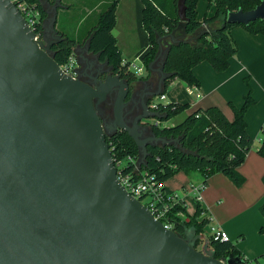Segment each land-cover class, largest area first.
I'll return each mask as SVG.
<instances>
[{
  "label": "water",
  "instance_id": "water-1",
  "mask_svg": "<svg viewBox=\"0 0 264 264\" xmlns=\"http://www.w3.org/2000/svg\"><path fill=\"white\" fill-rule=\"evenodd\" d=\"M45 2L53 11L48 28L62 40L56 29L61 0ZM186 9V1L178 0L183 35L172 34L173 43L188 40ZM258 19L264 20V0L227 16L235 24ZM54 43L38 37L16 3L0 0V264L243 263L238 256L219 259L195 248L119 178L107 142L118 130L140 147L139 167L149 145L180 143L158 136L147 122L163 117L149 104L164 93L169 75L164 61L153 66L161 47L148 67L160 77L129 123L136 104L134 94L127 97L135 82L112 67L94 86L72 77L54 58ZM112 93L113 119L107 120L97 106Z\"/></svg>",
  "mask_w": 264,
  "mask_h": 264
},
{
  "label": "trees",
  "instance_id": "trees-1",
  "mask_svg": "<svg viewBox=\"0 0 264 264\" xmlns=\"http://www.w3.org/2000/svg\"><path fill=\"white\" fill-rule=\"evenodd\" d=\"M33 8L40 12V21L35 29L42 38L44 20L47 10L41 0H26ZM53 3L55 0H49ZM186 1V33L187 39L179 43H170L166 50L163 62L164 71L169 74L165 81V90L172 80L179 78L189 85H199V79L194 72L195 66L203 61H209L217 72L227 70L230 60L239 52V45L235 40L232 29L238 25L243 26L252 34L264 35V20L258 19L249 24H235L227 21L228 13L243 9L251 10L263 0H208L210 6L215 7L211 16L199 19L197 16V3L199 0ZM119 0L112 1L108 8L99 15L98 22L91 32L90 51L100 53L101 60H108L115 72L126 78L129 82L142 79L123 66V55L117 45V40L112 33L117 23V6ZM137 26L142 41V48L136 56H140L150 76L149 64L159 52V39L176 33L182 28L183 22L178 13V0H137ZM183 29V28H182ZM197 36L193 42L190 38ZM88 36V37H90ZM79 40L67 34L62 40L54 43L52 50L54 58L59 64L66 63L75 53V46ZM250 87L249 79L246 77ZM256 103L251 89L244 96V103L237 107L231 103L235 117L229 120L223 110L218 106L198 108L188 114L183 121L171 126H161L153 123V131L158 136L180 139L178 146H148V155L145 163L137 168L136 164L128 161L132 156L139 160L140 147L134 138L125 130H118L107 137V142L112 150L113 159L118 173L129 175L132 180H140L147 176L154 177L155 182L162 185L179 171L187 173L200 170L204 175V185L208 179L216 174L223 173L237 187H241L246 177L239 171L250 152L254 137L248 130L246 114L249 108ZM190 108L189 103L170 102L162 105L159 110L163 114L160 122L167 121ZM262 141L258 153L264 157V125L261 129ZM181 146V147H179ZM124 162L122 166L118 162ZM264 183V175L262 177ZM194 214L187 211L182 203L177 204L169 212L168 218L163 219L172 225L175 232L189 241L195 248L200 249L203 244L205 227L210 223V216L206 215L207 209L200 200ZM183 211L186 218L177 213ZM264 217V202L260 206ZM264 232V224L261 227ZM211 250L209 255L219 259H226L230 255L238 256L243 264H252L251 260L244 257L241 250L230 239L215 241L212 238L206 243ZM264 257V254L262 255ZM257 264H262L255 258Z\"/></svg>",
  "mask_w": 264,
  "mask_h": 264
},
{
  "label": "crops",
  "instance_id": "crops-1",
  "mask_svg": "<svg viewBox=\"0 0 264 264\" xmlns=\"http://www.w3.org/2000/svg\"><path fill=\"white\" fill-rule=\"evenodd\" d=\"M123 5V0H119L116 11L117 23L113 28L112 33L116 37L117 45L122 54L124 55L123 50H126L127 54L124 56L130 59L131 57H135L142 48V41L139 32L135 40L132 41V43L136 44L135 49H130L127 41L123 38L121 39L119 35H116L115 28L118 26V23L121 22L122 18L137 21V0H129L127 7L122 8ZM214 12L215 7L210 6L208 0L198 1L197 16L199 19H202L205 16H211ZM232 34L239 45V52L231 58L227 70L217 72L209 61L201 62L194 68V72L198 77L200 84L189 85L187 82L179 78L172 80L165 93L167 102L189 103L190 108L186 110L188 111L187 115L198 108L218 106L223 110L229 120L234 119L235 113L231 103L235 104L237 107L243 105L244 96L248 91V87L245 83L246 76L264 77V35L252 34L241 25L234 27L232 29ZM174 35L182 36L183 29L180 27ZM127 37H129V35L125 38ZM196 38L197 36L195 35L190 39L195 42ZM158 41L159 47H161L163 51L165 49L167 50L168 44L173 43L171 35L162 37ZM76 45L75 51H84V58L89 56L85 44H83V47L80 46L79 42ZM164 59L165 58H162L161 64ZM156 63L153 65L154 68L161 66V64L158 66ZM144 74L142 75V79L134 81L135 84L141 80L145 82L150 81L151 83L153 82L152 78L157 76L154 71L151 70L148 78L146 77L148 73ZM193 86H196V88L194 89V92H191ZM255 95L258 102V92H256ZM257 105L258 103L252 105L246 114V119L249 123L248 130L254 137V144L248 153L246 160L239 167V171L246 177V181L241 187H237L223 173L212 175L208 179L207 184L203 186L205 178L200 170L190 173L179 171L164 183L167 192L179 194V196L186 202L187 211L190 214H194L197 209V203L195 201V207L188 203L189 198L192 196L195 198L197 197V194L191 191V186L200 187V202L207 209L206 215H209L212 219L211 223L217 224L226 231L231 240L236 239L241 234H246L250 221L248 220V217H242L244 213L250 209L251 202L254 203L264 196V183L262 180L264 175V157L257 152L262 141V133L255 135L252 131V125L250 124L253 113L252 111L256 109L255 107ZM263 110L264 106L261 108L258 115L257 122L259 124H263L264 122ZM193 176L195 180L193 179ZM200 176H202V179H200ZM219 196L225 200L223 213H221V204H218L216 198H220ZM218 212L221 213V215H219ZM263 224L264 217L262 215V217L258 219L257 224L253 226L256 235V244L252 248H249V251L255 255V258L264 254V233H258L259 227H262ZM244 244L245 242L241 241L237 246L243 254H245Z\"/></svg>",
  "mask_w": 264,
  "mask_h": 264
},
{
  "label": "rangeland",
  "instance_id": "rangeland-1",
  "mask_svg": "<svg viewBox=\"0 0 264 264\" xmlns=\"http://www.w3.org/2000/svg\"><path fill=\"white\" fill-rule=\"evenodd\" d=\"M41 1L42 3H44V6L47 10L48 5L46 4L45 0H41ZM112 1L114 0H61V6L58 9V19L56 22V29L59 30L60 33H62L63 37L65 34H67L71 37L78 38L80 46L83 47L84 46L83 44L86 43V41L88 42L89 40L88 36L91 35L92 30L96 26L100 13L104 11L105 9H107L109 4ZM123 4L124 5L122 6V8L127 7L129 4V0H123ZM51 11H52V7H51ZM47 13H48V16L44 20V26L48 24L50 18H52L53 16V11L49 12L47 10ZM138 32L139 31L137 27V21L131 20V19L122 18L121 22H119L118 26L115 28L116 35H119L121 39L123 38L124 40H126L130 49H135L136 44L132 43V41L135 40ZM127 35H129V37L125 38ZM52 39L54 40L57 38H51V40ZM123 53L124 55H126L127 54L126 50H123ZM75 54L77 57L79 56V58L81 57V54L85 55L84 51L82 52L81 50H76ZM124 55H123L124 57L123 61L128 60L129 58H126ZM164 56H166V49L163 51V54L161 57L164 58ZM134 58L135 57H131L130 59H134ZM147 73L148 71L146 69L145 74ZM246 77L249 79V83H250V87H249V85L247 84V80L245 78V83L248 87V91H250L251 89L252 95L255 98V100L257 99L255 93L258 92V95H259L258 102L256 100V103H255V105L257 103L258 105L255 107L256 109L252 111L253 113H252V117L250 120V124L252 125V131L255 133V135H258L262 133L261 127L262 125H264V122L263 124H259L257 122L259 112L261 108H263L264 106V88H263L264 87V77L251 76V75H248ZM187 113L188 111H183L170 120L162 121L161 126H171V125L180 123L181 121L185 119V117L187 116ZM193 179L195 180L194 176H193ZM200 179H202V176H200ZM263 197L259 198L254 203L251 202L250 209L246 213H244L242 217V218L248 217V220L250 221V225L248 226L246 234H241L239 237L232 240L236 244V246H238V243L241 241L245 242L244 244L245 254L243 253L242 254L244 255L245 258L252 260L253 264H257V262L254 260L255 255L252 252L250 253L249 248H252L256 244V235H255V230H253V226L256 225L258 222V219L262 217L260 206L264 202ZM216 198H217L218 204H221V213H223L224 212L223 207L225 205V200L222 197L220 198L216 197ZM194 201L197 203L196 198L192 196L191 198H189L188 203L190 205L192 204L195 207L196 203ZM221 213H219V215H221ZM260 229L261 227H259L258 233H264V232H261ZM202 236H203V244H201L200 249L204 251L205 253L210 254L211 250L208 247H206V243L209 242V239L211 236L209 225L205 227V231ZM258 258H259V261L262 264H264V257L260 256Z\"/></svg>",
  "mask_w": 264,
  "mask_h": 264
},
{
  "label": "built area",
  "instance_id": "built-area-1",
  "mask_svg": "<svg viewBox=\"0 0 264 264\" xmlns=\"http://www.w3.org/2000/svg\"><path fill=\"white\" fill-rule=\"evenodd\" d=\"M16 3L17 7L28 21L30 26L35 30L39 21H40V12L33 8L26 0H12ZM40 37L39 34H37ZM77 56L74 53L70 56L69 60L60 64L61 68L66 74L71 75L72 77H76V68L78 66ZM123 66H127L130 71L138 76H142L147 69L143 60L140 56H135L134 59L124 60L122 62ZM196 86L191 88V92H194ZM170 102L166 101V95H158L155 96L150 101V107L153 110L160 111L159 108L162 105H166ZM153 123L161 124L159 118L152 119ZM128 161L136 164V167L139 168L138 160L132 156L128 157ZM124 162H118L119 166H122ZM119 178L123 185L127 188V190L134 195L137 199H139L144 205H146L154 214V216L161 220L166 227L172 228V225L165 222L163 219H167L169 212L179 203H182L186 206V202L179 196L177 193H169L162 189V185L155 182L154 177L145 176L140 180H132L129 175L123 174L122 172L119 174ZM204 186V184H203ZM200 187L191 186V191L197 194L196 199L200 200ZM187 207V206H186ZM179 216L186 218V214L183 211H179L177 213ZM210 218V217H209ZM208 224L210 227V233L212 238L215 241H227L230 240V237L226 231H224L217 224L211 223ZM243 264V263H241Z\"/></svg>",
  "mask_w": 264,
  "mask_h": 264
},
{
  "label": "flooded vegetation",
  "instance_id": "flooded-vegetation-1",
  "mask_svg": "<svg viewBox=\"0 0 264 264\" xmlns=\"http://www.w3.org/2000/svg\"><path fill=\"white\" fill-rule=\"evenodd\" d=\"M46 4L48 5L47 10L51 11V5H49L48 3H46ZM57 34L62 35V33H60L59 30H57ZM42 38L46 42H49V41L56 42L58 40V39H54V40L52 39L51 40V38H55V37H53V33L48 28V25L44 26ZM90 38H91V36L89 37L88 42L86 41V43H84L86 45V51L89 54V56L84 58L82 55L83 53H82L80 58H79V56L77 57L78 66L76 68V77L83 80V81H86V82H88L94 86L96 83H99L100 79H103L106 76L104 71L111 69V67L113 68V66L111 65V63H109L108 60H101L100 53H94V52L90 51V41H91ZM53 45L54 44H52V47H53ZM88 47H89V50H87ZM161 60H162V57H160L159 60H157L156 65L159 66L161 64ZM154 73H155V75H157V76H154V78H152V81H153L152 83L154 86H151L150 81L145 82V81L141 80L137 84H135V86L131 90V93L127 97V101H130L133 94H134L133 102L135 101V104H136L134 107L135 109H132L131 113L128 114V116H127L129 123L132 122V120L136 114H138L142 111L141 110L142 101L146 100L149 97L150 90H152L155 87L160 76H159L158 71H154ZM115 74H120V73L115 72ZM114 98H115V93L109 94V95H107L105 100L98 103V106H97L101 115L107 120L113 119ZM133 102H131V103H133ZM151 120H149L147 122H148L150 128H153V126H152L153 122Z\"/></svg>",
  "mask_w": 264,
  "mask_h": 264
}]
</instances>
